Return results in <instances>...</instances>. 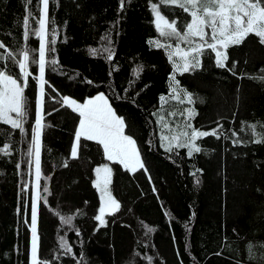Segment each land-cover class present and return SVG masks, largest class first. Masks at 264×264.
<instances>
[{
  "label": "trees",
  "instance_id": "obj_1",
  "mask_svg": "<svg viewBox=\"0 0 264 264\" xmlns=\"http://www.w3.org/2000/svg\"><path fill=\"white\" fill-rule=\"evenodd\" d=\"M153 4L185 31L190 14L161 0H124L122 9L121 0H49L47 47L55 51H46V61L57 63L45 67L37 259L264 264V142H255L264 141V44L250 34L242 44L229 46L223 68L205 47L199 67L175 72L169 49L178 42L168 49L152 43H165L155 28ZM39 11V0H0V72L21 86L25 78L17 61L23 52L33 55L38 49ZM30 59L25 131L0 120V264H31L22 176L35 124L39 68L38 58ZM100 93L125 119V134L136 141L144 169L125 170L106 160L96 141L83 138L77 157L71 156L79 116L63 105V97L83 103ZM189 124L217 135L198 139L201 152L191 157L186 148L168 152L161 147L162 135L190 133ZM103 164L113 169L110 191L120 209L99 226L93 181L95 168ZM69 216L71 225L62 223L61 217ZM61 237L71 253L60 247Z\"/></svg>",
  "mask_w": 264,
  "mask_h": 264
},
{
  "label": "snow or ice",
  "instance_id": "obj_2",
  "mask_svg": "<svg viewBox=\"0 0 264 264\" xmlns=\"http://www.w3.org/2000/svg\"><path fill=\"white\" fill-rule=\"evenodd\" d=\"M171 4L178 5L185 13L191 16V22L186 23V31L178 30L175 21H170L158 10L156 4L152 5V12L155 15V28L161 37L176 38L188 45L186 49L176 45L173 52L169 54L171 61L173 56H178L179 63H173V70L176 72H189L190 70L200 66V57L205 50V47L211 49L215 54V62L217 67L223 68L226 66V61L229 59L226 50L230 45H240L250 35L254 34L259 38V43L264 44V0H168ZM43 5L40 9V15L37 23L38 30L35 36L38 37V65L39 76V94L35 100V124L32 128L31 144L28 149V156L31 157L35 153V171L37 185L41 175V129L42 125V110L44 84L46 83L45 67L46 62L56 64L55 60L46 61V51H55L54 48L49 49L46 40V22L47 9L49 0H39ZM121 9L124 6V0H121ZM32 13L24 18V24L28 26L29 17ZM206 29L210 30L211 43L208 42L209 34ZM54 31V30H53ZM28 31H25V37L28 36ZM192 38H198L194 40ZM55 35H53L51 44H55ZM158 48H171V45L161 44L159 40L152 42ZM4 45L0 44V48ZM108 51V60H112V53ZM96 54V49L91 50ZM10 55V54H9ZM29 60L27 52L23 53V59L19 62L21 75L25 78L24 85L18 84L17 79L12 75H6L0 72V120L5 124H11L13 129L25 131L24 117L26 113V101L24 97V87L27 86L26 65ZM175 80V77H172ZM91 83V82H89ZM174 98L179 99L178 90L174 89ZM187 95V94H186ZM191 102L192 97L187 96ZM163 99V98H162ZM63 105L70 108L72 112L78 113L79 125L75 129V142L71 146V156L76 158L80 147L81 138L86 141H96L103 148V155L106 160L123 165L125 170L135 172L138 168L144 169V164L141 161L140 153L136 147V141L125 134L126 122L125 119L117 115L109 103V99L105 94L100 93L94 97L86 99L83 103H78L75 99L63 97ZM15 114V118L12 117ZM194 115L189 111V116ZM163 120V117L160 118ZM167 127V125H165ZM191 132L184 131L179 135L161 136V147L166 151L172 152L173 148H186L187 155L191 157L194 153H200L201 147L197 144V140L209 135H217L216 130L201 131L192 128V125H187ZM183 137V139L181 138ZM166 142V143H165ZM256 143L264 142L256 140ZM7 151V146H5ZM31 160L29 163L31 164ZM19 167V165H17ZM113 169L108 164H103L95 168L96 178L93 181V186L100 193L99 214L94 216L96 221L101 225L105 223V214H112L120 209V204L113 197L109 189L112 183ZM26 190V189H24ZM47 192V188L44 189ZM155 191V189H154ZM40 197L34 191L31 197V264H37V200ZM62 223L71 225L72 217H61ZM77 235L79 233L77 232ZM60 247L66 252L71 253L72 249L68 247L67 242L61 237Z\"/></svg>",
  "mask_w": 264,
  "mask_h": 264
},
{
  "label": "rangeland",
  "instance_id": "obj_3",
  "mask_svg": "<svg viewBox=\"0 0 264 264\" xmlns=\"http://www.w3.org/2000/svg\"><path fill=\"white\" fill-rule=\"evenodd\" d=\"M161 3L162 4H166V5H170V6H178V5H175V4H171L170 2H168V0H161ZM41 3H40V9L43 8V5H42V8H41ZM158 7V6H157ZM39 15H40V11H39ZM154 15V13H153ZM165 16V15H164ZM39 17V16H38ZM166 19H168L166 16H165ZM190 19H191V16H190ZM154 21H155V15H154ZM191 22V20H190ZM155 24V23H154ZM48 17H47V22H46V31H47V36H46V40L48 41V33L50 32V30H48ZM39 28V25L38 23L36 24V28H35V32L38 30ZM186 31V29H185ZM206 31L208 32L209 34V40L208 42L211 43L213 41H211L210 39V36H211V32L210 30L206 29ZM183 34V33H182ZM36 37V36H35ZM163 41L162 42H165L164 45H171L172 41L173 40H176V42H178V44H180V47L183 48V49H186L188 47V45L182 41H179L177 40L176 38H167V37H163ZM37 41H38V44H39V40H38V37H36ZM194 40H197L198 41V38H192ZM172 46V45H171ZM231 46V45H230ZM176 46L175 47H172V49H169L170 53L173 52L175 50ZM168 49V48H167ZM28 53V56H29V60L27 62V65H26V71L29 73L28 71V63H31V59L30 57L34 56L36 58H38V49L37 51H34V54L32 55L33 52H30V50H27L25 51ZM24 53V52H23ZM169 53V54H170ZM23 59V54L21 55V57L18 59L17 63L19 65V62ZM172 64L175 62V63H179V58L178 56H173L172 60H171ZM37 66L39 68V65H38V60H37ZM176 72V71H175ZM13 118H15V114L12 113L11 114ZM29 160H31V164L29 163ZM111 162V161H110ZM114 163V162H113ZM123 166V165H121ZM139 169V168H138ZM22 189H23V192H24V198H25V206H24V213H23V222H24V225L29 233V241L31 242L32 240V237H31V197H32V194L33 192L35 191L37 193V190L38 188L36 187L37 185V179H36V171H35V153L33 152V155L31 157H29L28 159V162H27V167H26V170L25 172L23 173V176H22ZM95 178H96V174H95ZM26 189V190H24ZM109 189H110V185H109ZM97 190V189H96ZM98 193V198H99V207H100V193L97 191ZM99 214V208H98V213L97 215ZM113 214V213H112ZM108 215H111V214H105V217H104V220H106V217ZM98 222V225L99 226H102L100 224L99 221ZM104 225V224H103ZM30 247H31V243H30ZM39 262L41 264H52L51 261L49 260H43L41 259L39 256H38V259H37V264H39Z\"/></svg>",
  "mask_w": 264,
  "mask_h": 264
}]
</instances>
